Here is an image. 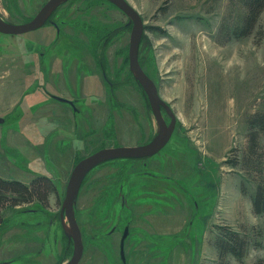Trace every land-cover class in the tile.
Returning a JSON list of instances; mask_svg holds the SVG:
<instances>
[{
    "label": "rangeland",
    "instance_id": "obj_1",
    "mask_svg": "<svg viewBox=\"0 0 264 264\" xmlns=\"http://www.w3.org/2000/svg\"><path fill=\"white\" fill-rule=\"evenodd\" d=\"M46 1L0 0V15L25 22ZM127 1L143 20L138 61L176 125L157 153L108 160L84 176L74 205L78 264H122L124 226L125 264H216L220 225L249 240L241 259L227 255L232 264H264V213L251 202L264 182V132L249 149L251 123L264 115V10L252 33L235 36L242 0ZM51 19L60 33L51 22L0 32V176L27 183L44 174L58 191L44 207L5 208L0 264L66 263L73 241L60 213L76 162L158 130L129 69L127 15L107 0H70Z\"/></svg>",
    "mask_w": 264,
    "mask_h": 264
},
{
    "label": "water",
    "instance_id": "obj_2",
    "mask_svg": "<svg viewBox=\"0 0 264 264\" xmlns=\"http://www.w3.org/2000/svg\"><path fill=\"white\" fill-rule=\"evenodd\" d=\"M67 0H47L29 20L22 23H14L0 16V32L6 34H22L41 27L55 8ZM127 15V25L131 24L129 39V69L134 78L143 89L156 120L158 130L153 138L138 145H119L102 147L88 156L78 160L71 170L66 184L65 195L61 205V225L64 234L73 241V252L64 264H78L83 253L81 231L75 217V201L84 176L95 166L112 159L118 158H143L157 153L171 138L176 125V116L171 107L160 97L155 82L145 73L138 61L139 43L144 31L143 20L136 9L127 0H108ZM57 99L71 102L68 99ZM163 111L169 116L166 122ZM3 119L0 118V122ZM128 229L125 228L120 241V258L125 264L124 240Z\"/></svg>",
    "mask_w": 264,
    "mask_h": 264
},
{
    "label": "trees",
    "instance_id": "obj_3",
    "mask_svg": "<svg viewBox=\"0 0 264 264\" xmlns=\"http://www.w3.org/2000/svg\"><path fill=\"white\" fill-rule=\"evenodd\" d=\"M242 5L245 8V14L239 25H236L233 30L235 36L252 33L264 10V0H242ZM261 132H264V115L256 117L251 123L250 150L254 148L255 151L258 133ZM246 160H248V155H246ZM57 192L54 181L44 174L33 176L27 183L19 179L0 176V225L5 221L3 211L6 207H16L30 202H36L44 207L50 195ZM251 202L255 213H264V182L256 186V190L251 195ZM218 228L219 231L213 241L217 250L216 264H232L227 259V255L231 254L237 259H241L248 251L249 240L239 230L232 229L230 226L220 225Z\"/></svg>",
    "mask_w": 264,
    "mask_h": 264
},
{
    "label": "flooded vegetation",
    "instance_id": "obj_4",
    "mask_svg": "<svg viewBox=\"0 0 264 264\" xmlns=\"http://www.w3.org/2000/svg\"><path fill=\"white\" fill-rule=\"evenodd\" d=\"M68 1H70V0H67V1H65V2H68ZM109 2H110V1H109ZM44 3H45V2H44ZM44 3H43V4H44ZM110 3H111V2H110ZM43 4H42V5H43ZM60 5H61V4H60ZM60 5H58V6H60ZM58 6L55 8V10L58 8ZM38 10H39V9H38ZM55 10H54V11H55ZM54 11H53V12H54ZM53 12H52V14H53ZM52 14L47 18V20L45 21V23H47V22H51V23H52V26H55V28H58V33H60V32H61V30H60L61 28L58 27L57 22L52 21V20H53V19H51ZM0 16H1V15H0ZM1 17H2V16H1ZM4 19H5V18H4ZM5 20L12 22L11 20H8V19H5ZM127 22H128V21H127ZM45 23H44V24H45ZM44 24H43V25H44ZM126 25H127V23H126ZM60 27H61V26H60ZM99 69H100V71H101L102 79H104V81H106L107 78H106V73H105V69L103 68V65L100 64ZM130 72H131V71H130ZM132 76H133V74H132ZM133 77H134V76H133ZM134 79H135V78H134ZM135 80H136V79H135ZM113 85H114V83L112 82V85H111V86L113 87ZM139 86H140V84H139ZM140 87H141V86H140ZM125 228L128 229L127 226H124V228H123V230H122V233H123V231H124ZM122 233H121V236H122ZM120 241H121V237H120ZM119 251H120V249H119ZM119 254H120V253H119ZM120 259H121V258H120ZM121 262H122V264H124V262H123L122 260H121Z\"/></svg>",
    "mask_w": 264,
    "mask_h": 264
},
{
    "label": "bare ground",
    "instance_id": "obj_5",
    "mask_svg": "<svg viewBox=\"0 0 264 264\" xmlns=\"http://www.w3.org/2000/svg\"><path fill=\"white\" fill-rule=\"evenodd\" d=\"M108 1V0H107ZM19 23H22V22H19ZM43 26V25H42ZM137 81V80H136ZM138 82V81H137ZM226 104V103H225ZM224 105V104H223ZM220 107H221V105H220ZM224 108H222L221 110H223ZM227 110V109H226Z\"/></svg>",
    "mask_w": 264,
    "mask_h": 264
}]
</instances>
